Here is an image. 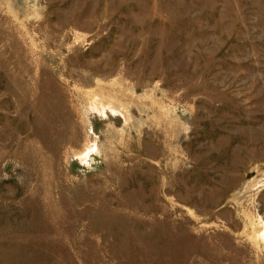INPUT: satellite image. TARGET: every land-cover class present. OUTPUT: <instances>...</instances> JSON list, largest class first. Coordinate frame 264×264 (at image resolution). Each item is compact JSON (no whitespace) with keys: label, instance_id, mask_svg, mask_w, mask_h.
I'll return each instance as SVG.
<instances>
[{"label":"rangeland","instance_id":"rangeland-1","mask_svg":"<svg viewBox=\"0 0 264 264\" xmlns=\"http://www.w3.org/2000/svg\"><path fill=\"white\" fill-rule=\"evenodd\" d=\"M0 264H264V0H0Z\"/></svg>","mask_w":264,"mask_h":264}]
</instances>
